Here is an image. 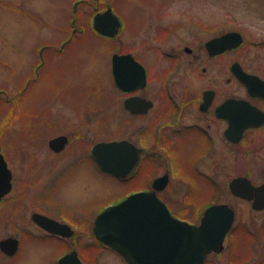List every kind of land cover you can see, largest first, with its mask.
<instances>
[{
	"label": "flooded vegetation",
	"instance_id": "af4514ba",
	"mask_svg": "<svg viewBox=\"0 0 264 264\" xmlns=\"http://www.w3.org/2000/svg\"><path fill=\"white\" fill-rule=\"evenodd\" d=\"M92 1L95 2L92 20L96 13H103L108 9L113 12L111 5L105 4L100 10L99 0ZM77 2L76 8L81 4L90 6L88 0ZM181 6L179 13H166L162 6L156 15L153 14L154 18L149 23L153 32L142 43V46L156 50L157 55L163 59L164 65L160 69L153 71V64L150 62L148 71L138 60L143 58L140 53L133 56L128 52L113 51L110 55V87L112 91H118L117 98L111 97V93L99 81L86 85L67 82L72 80L80 64L71 42L74 38L78 40L87 37L78 35L77 32L80 31L72 20L73 28L69 36H64L57 43H44L40 46L37 52L40 62L24 75L22 89L14 94L21 95V102H25L28 114L24 117V130L21 134L37 140L45 137L49 131L53 133L46 143L48 157L33 165L39 169V174L47 175V178L30 199L26 190L12 195L14 178L9 166L11 159L9 153L0 148L12 175L11 190L0 199V203L5 202V208H12L11 213L9 212L10 218L22 219L25 223L22 230L28 240L34 239L46 246L45 251L52 255L50 264H59L61 258L72 253L76 254L81 264H101L103 256H110L111 262L115 264H127L118 252L95 237L94 223L104 209L120 203L130 194L116 193L104 200V197H100L92 207L89 203L92 181L84 178L88 175V167L94 166L101 174L111 176L120 183L133 181L132 193L151 191L153 181L166 174L169 184V171L172 170L185 173L184 180L193 182L194 186L205 183L213 187V181L204 177L199 169L213 154L217 145L230 150L246 147L250 142L249 134L264 131V125L248 128L238 143L229 139L236 129V100L245 101L255 107L258 110L257 115L264 117V30L262 34L251 32L242 35L243 43L236 48L232 43V35L237 31L231 18L227 21L214 18V14L204 12L202 4ZM73 13L76 14L77 11ZM74 18L77 19L76 16ZM144 23L145 20L140 28H135V36L141 34ZM96 36L113 41L117 35L113 38L98 34ZM151 41L156 45H151ZM242 45L246 47L244 63L237 58V51ZM45 52L49 54L48 59L64 54L63 62L70 63L73 60L76 67L71 70L61 66L63 69L55 72L50 66H43L46 63ZM66 54H69L67 59ZM126 54H130L145 72L143 86L135 87L134 91L120 89L113 79L112 57ZM237 63L247 75L257 80H251L247 85L239 82L233 71ZM30 86L37 88L28 95L27 89ZM36 96L40 105H35V109L32 103L33 111L29 104ZM129 98H135V114L125 108V101ZM114 105L119 107L121 113L126 112L130 118L135 119V144L132 143L140 150V159L136 169L126 178L105 172L92 156L93 146L97 143L120 139L95 143L86 141L92 122L101 125L99 128L103 129L102 124L107 121L108 109ZM60 137H63L64 145L52 149L49 146L50 141ZM12 150L14 148L11 152ZM249 152L246 151L248 154ZM145 168L154 171L152 174L155 169L163 171L157 176L152 175L146 188L135 191V177ZM35 177L36 184L40 179L39 176ZM244 177L251 181L249 176ZM199 181L201 182L198 184ZM51 186L54 188L49 189ZM167 186L156 191V196L170 210L162 195ZM190 197H193L192 200H200L202 196L193 194ZM210 201L215 202V199ZM15 208L18 210L12 213ZM34 215L55 221L56 231L51 232L38 225L33 220ZM15 239L18 247L13 255H7L0 250L6 259L12 260L19 251L20 241Z\"/></svg>",
	"mask_w": 264,
	"mask_h": 264
},
{
	"label": "rangeland",
	"instance_id": "374dc122",
	"mask_svg": "<svg viewBox=\"0 0 264 264\" xmlns=\"http://www.w3.org/2000/svg\"><path fill=\"white\" fill-rule=\"evenodd\" d=\"M76 1L79 0H0V148L3 152H8L11 159L9 166L14 178L12 195L26 190L30 199L47 178V175L39 174V169L33 165L48 157L46 143L53 133L49 131L45 137L37 140L21 134L24 130V117L28 114L25 102H21V95L14 94L22 89L24 75L40 62L37 56L40 46L44 43H57L64 36H69L73 28L71 20L75 16L77 18L75 27L80 31L77 32L78 35L87 37L78 40L74 38L71 42L75 45H72V49L77 53L80 64L72 80L67 82L86 85L99 81L114 99L118 97V91H112L108 71L109 57L113 51H124L133 56L140 53L143 58L138 60L148 71L151 63L153 71L164 65L156 50L142 46L143 41L153 32L149 24L154 18L153 14L156 15L162 6L166 13L173 14L179 13L181 5L202 4L204 12L214 14V18L222 21L231 18L236 31L241 35H248L251 32L262 34L264 30V0H99L100 10L105 4H109L121 18L117 36L113 41H108L98 38L91 27L94 14L92 8L95 2L88 0L90 6L86 4L77 6V13L74 14L72 6ZM144 20L141 34L135 36V28H140ZM151 43L155 44L153 41ZM245 49L246 47L242 45L237 51V58L242 63ZM66 55L65 59L69 57V54ZM63 57L64 54H59L48 59L49 54L45 52L44 59L47 64L44 63L43 66L48 65L55 72L61 71L63 69L61 66L73 70L76 63L73 60L65 63ZM36 88L37 86L28 87L27 94L35 92ZM37 98L34 97L32 99L34 101L29 104L33 111L35 105H40ZM99 126L101 127L92 122L91 132L86 136L87 142L126 139L135 144V119L130 118L126 112L121 113L118 106L114 105L108 109L107 121L102 124L104 128L100 129ZM249 140L246 147H236L235 150L217 145L213 154L203 163L199 169L200 173L213 181L215 184L213 187L205 183L199 184L201 181L198 182L199 185L194 186L193 182L184 180L186 174L182 171H169L170 181L162 195L175 218L190 224H198L204 210L213 199L215 204H228L235 211L234 235L225 240L221 252L208 255L205 264H264V235L259 234L264 227V210L254 211L250 202L234 198L228 190L230 180L238 176H249L255 185L264 181V131L249 134ZM247 150L250 151L249 154L246 153ZM87 171L88 175L84 178L92 181L89 202L92 207L100 197H104L102 198L104 200L116 193L131 194L134 190L133 181L120 183L111 176L101 174L94 166L88 167ZM162 171L155 169V173L152 174L154 171L142 169L135 177V191L146 188L150 177L157 176ZM34 176H39L40 179L36 184ZM52 188L54 187L51 186L49 189ZM193 194L202 197L200 200H192L193 197L190 196ZM5 205V202L0 203V241L15 237L20 241V245L18 253L12 260L6 259L0 253V264H50L52 255L45 251L46 246L34 239L28 240L22 230L25 223L21 218H10L9 212L11 213L12 208L7 209ZM17 210L15 208L12 213ZM199 210L201 212L197 213ZM27 219L30 220L29 215ZM240 231L244 232L245 240L239 244L237 239L240 237ZM231 243H235V248L240 249L235 250ZM249 255L252 256L250 260L247 258ZM101 260V264H115L111 262L110 256H103Z\"/></svg>",
	"mask_w": 264,
	"mask_h": 264
},
{
	"label": "water",
	"instance_id": "95a60500",
	"mask_svg": "<svg viewBox=\"0 0 264 264\" xmlns=\"http://www.w3.org/2000/svg\"><path fill=\"white\" fill-rule=\"evenodd\" d=\"M76 10V5L74 7ZM120 22L110 9L96 13L92 28L103 37L113 38ZM234 47L243 43L241 34L232 35ZM233 71L239 82L247 85L255 77L247 75L237 63ZM113 79L120 89L134 91L142 87L145 72L130 55L112 57ZM235 134L229 139L238 143L248 128L264 125V117L258 110L242 100H236ZM125 108L135 114V98L125 101ZM63 137L52 139L49 146L58 149L64 145ZM95 163L105 172L117 177H129L136 169L140 150L127 140L100 142L93 146ZM11 171L0 153V199L11 190ZM168 184V175L153 181L152 190L129 195L119 204L109 206L101 212L94 223L95 237L118 252L127 264H205L210 253L223 250L224 241L235 219V211L228 204H214L205 209L198 225L173 217L166 205L158 199L156 191ZM230 193L241 200L251 202L255 211L264 210V182L258 186L244 176L233 178L229 184ZM33 220L47 229L56 231V222L34 215ZM18 247L15 238L0 241V250L13 255ZM59 264H81L75 253L63 257Z\"/></svg>",
	"mask_w": 264,
	"mask_h": 264
},
{
	"label": "trees",
	"instance_id": "16d2710c",
	"mask_svg": "<svg viewBox=\"0 0 264 264\" xmlns=\"http://www.w3.org/2000/svg\"><path fill=\"white\" fill-rule=\"evenodd\" d=\"M7 102V101H6ZM4 103H5V100H4ZM214 202H211V203H209L210 205L211 204H213ZM201 212V210H199V211H197V213H200ZM200 215V214H199ZM244 230V229H243ZM235 231H236V228H232V230H231V232H230V235H229V237H232L233 235H234V233H235ZM240 233V237L238 236V243L240 244V243H242L244 240H245V235H243L244 234V232L243 231H240L239 232ZM238 233V234H239ZM259 234H261V236L262 235H264V227H262V230L259 232ZM236 235V234H235ZM232 244V243H231ZM235 243L234 244H232V246H233V248L235 249V250H239L240 249V247H237V248H235ZM231 246V247H232ZM238 246V245H237ZM232 248V249H233ZM251 249H253V247H252V245H251ZM231 252H232V250H231ZM247 258L250 260L251 258H252V256H247Z\"/></svg>",
	"mask_w": 264,
	"mask_h": 264
}]
</instances>
